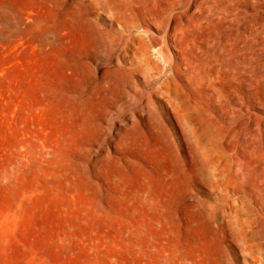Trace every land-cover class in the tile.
<instances>
[{"label":"rangeland","instance_id":"rangeland-1","mask_svg":"<svg viewBox=\"0 0 264 264\" xmlns=\"http://www.w3.org/2000/svg\"><path fill=\"white\" fill-rule=\"evenodd\" d=\"M0 264H264V0H0Z\"/></svg>","mask_w":264,"mask_h":264},{"label":"bare ground","instance_id":"bare-ground-1","mask_svg":"<svg viewBox=\"0 0 264 264\" xmlns=\"http://www.w3.org/2000/svg\"><path fill=\"white\" fill-rule=\"evenodd\" d=\"M5 22V21H4ZM13 24V22H12ZM4 25V24H3ZM5 26V25H4ZM172 29V28H171ZM6 30V29H5ZM170 30V29H169ZM249 31V30H248ZM4 33V32H3ZM174 49V48H173ZM256 53V52H255ZM160 57V56H159ZM163 66V65H162ZM184 69V65L182 63L175 65L174 68V75L181 81H183V77H185L183 70ZM173 74V73H172ZM185 81V80H184ZM175 118V117H173Z\"/></svg>","mask_w":264,"mask_h":264}]
</instances>
